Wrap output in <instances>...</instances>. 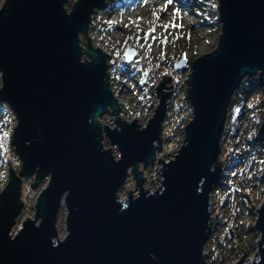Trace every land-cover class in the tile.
Listing matches in <instances>:
<instances>
[{
  "label": "water",
  "instance_id": "obj_1",
  "mask_svg": "<svg viewBox=\"0 0 264 264\" xmlns=\"http://www.w3.org/2000/svg\"><path fill=\"white\" fill-rule=\"evenodd\" d=\"M70 1L5 0L0 8V105L16 116L11 144L22 164L19 172L10 168L0 193V264H202L213 234L211 197L222 178L230 105L247 78L257 77L264 90V0H218L217 49L191 65L185 100L193 119L175 159H159L162 182L153 192L140 167L153 168L155 143L162 145L172 79L166 76L156 89L160 104L146 128L120 117L116 128L103 126L100 118L120 111L109 56L89 39L83 46L81 38L97 10L113 0H77L69 10ZM85 54L90 60L83 62ZM136 55L127 48L126 63ZM175 68L186 71L189 61ZM105 139L120 158L104 148ZM256 141L264 142V121ZM130 176L138 194L130 190L122 199ZM29 177L34 189L48 183L34 217L13 236ZM62 208L63 238L57 226ZM255 214L259 239L248 264H264V198ZM245 256L236 264H247Z\"/></svg>",
  "mask_w": 264,
  "mask_h": 264
},
{
  "label": "rangeland",
  "instance_id": "obj_2",
  "mask_svg": "<svg viewBox=\"0 0 264 264\" xmlns=\"http://www.w3.org/2000/svg\"><path fill=\"white\" fill-rule=\"evenodd\" d=\"M5 0H0V8ZM77 0H71L67 7L71 10ZM135 5H142L139 15L130 16L126 19V35L117 43L116 56L124 57L128 47H133L138 52L147 50L136 45L134 40L128 37L137 34V26L134 21H139L140 35L149 30L150 24L155 21L153 12L160 16L158 24H169L175 22L178 27L173 30L169 28L167 32L163 27H157L154 33L157 37L167 36L169 43L165 47L157 39L152 43L150 51L160 60L176 65L181 59L189 61V68L182 71L187 79L191 73L192 63L203 55H207L217 49L218 40L221 35V22L218 15V0H173L166 12L160 11L167 0H132ZM128 5V6H129ZM124 8V7H123ZM111 9L114 8L113 1ZM113 11V12H115ZM179 12V16H176ZM111 14H102L95 20L96 31L101 30V38L96 41L89 37L95 48L103 49L105 42L108 44L110 39L106 38L104 31L112 30L115 23H110ZM142 18V20H141ZM183 27H179V25ZM179 36L180 39H176ZM83 38V45L87 47L88 39ZM101 39L102 43L97 40ZM114 42V41H113ZM140 43H145L143 39ZM105 49V48H104ZM166 52L164 59H161V52ZM119 54V55H118ZM88 58V57H87ZM90 60V58H88ZM86 59V60H88ZM116 73L111 74V84L117 96L120 95V77L124 75L123 82L133 77L137 70L124 63L115 64ZM143 82V81H141ZM257 77L247 78L234 94L229 108V115L225 127V134L222 139V152L220 161L222 162V178L215 187L211 197V223L213 234L205 246V258L202 264H236L245 255V263H249L255 258L259 235L254 229L257 215L255 214L264 198V142H257L256 137L264 121V90L259 87ZM133 86L135 94H124L131 105L146 101L149 90ZM149 85V84H148ZM138 99L142 100L139 101ZM17 124L15 114L10 107L0 105V193L9 184L10 168L19 172L21 162L16 155L15 148L11 144L14 128ZM7 133V136L5 135ZM10 163V164H9ZM11 165V166H10ZM145 170V166L141 165ZM148 183L145 188L153 185L152 177L147 170ZM32 177L25 178L23 181V200L26 198V191L32 194L29 202H25L24 210L18 218L12 231L15 236L21 227L22 221L35 215V205L39 194L46 188L48 179L43 180L37 188H32ZM136 194L138 188L135 187L133 179H129L120 192V197L124 199L128 191ZM25 194V195H24ZM66 214L62 208L58 218V231L61 238L66 235Z\"/></svg>",
  "mask_w": 264,
  "mask_h": 264
},
{
  "label": "built area",
  "instance_id": "obj_3",
  "mask_svg": "<svg viewBox=\"0 0 264 264\" xmlns=\"http://www.w3.org/2000/svg\"><path fill=\"white\" fill-rule=\"evenodd\" d=\"M111 3L110 2L106 8L102 10H97L98 14L92 16V21L90 24L89 33L87 35V39L89 37L93 38L95 41L97 38H101V30L95 29V20L102 14L106 17V14L110 13L111 15L109 21L110 23H115L114 21H117V26L114 24H111L114 26V28L110 31L106 30L104 31L107 35L104 39H110L108 41V44L105 42L103 46V49H101L104 53H106L108 58V64L110 67L109 74L110 79L109 83L111 85V88L113 90V85L111 84V74L116 73L115 64L121 62L124 64H127L124 57H118L116 54L117 51V43L115 39H117L119 42L121 41L123 35H126V28L127 23L126 19H128L130 16H134L136 14L139 15V13L142 10V5H129L126 7H122L118 10L111 9ZM115 11V12H113ZM97 40L98 42L102 43V40ZM114 41V42H113ZM105 48V49H104ZM100 49V48H99ZM88 56L85 54L83 56V61H86ZM89 60V59H88ZM133 67L137 70V73L131 77L128 78V81L123 82L124 80V73L119 80V87H121L120 95L117 96L114 92L115 98L118 101L120 111L119 113H115V116H112L111 113L112 110H110V113L105 115L104 117L100 118L101 123H103V126H107L110 128H116V119L117 117L123 118L127 123L131 124L135 120H137V123L141 127V129L146 128L150 120L155 116L156 114V105L160 104V96L156 94V89L161 84V81L164 80L166 76L170 77L172 79L171 84H166L167 88H170L173 85V93L171 96V100L168 99L166 101V104H169V106L166 108V117L165 120L162 123V131H161V138L163 139L162 145L160 146L158 143H155V147H158L156 149V161L154 164V167L152 166L146 168L145 170H141L144 172V177L146 178L147 183L148 177L146 175L147 170H149V174L152 177L153 185H151L147 190L149 192L155 191L157 188L161 186L162 182V168L163 163L159 162V159L162 158L165 163H170V161L175 159V156L178 154V151L181 149V147L184 144L185 140V127L190 123V121L193 119V107L190 103V101L185 100L187 98L188 92H189V85H188V79L185 76V74L181 70H176L175 66L160 60L156 55L151 53L148 50H143L141 52H138L136 57L133 59V62L131 64H127ZM147 73V75H145ZM127 76V75H126ZM144 76H146V80L144 81ZM128 77V76H127ZM143 81V82H141ZM129 83H132L133 85H136L137 88H145L149 90V96L146 101L142 102V100L138 99L142 102V105L134 104L131 105L130 101H128L125 98L124 94H135L132 85H129ZM149 84V85H148ZM8 107L7 105H5ZM103 145L105 149H112V152L117 158H120V151L116 146H113L108 140L103 141ZM159 172V173H158ZM132 173V170H130V174ZM133 176H130L129 179H132ZM128 179V180H129ZM146 185V183H145ZM136 187V185H135ZM137 188V187H136ZM138 194V190L135 191Z\"/></svg>",
  "mask_w": 264,
  "mask_h": 264
},
{
  "label": "snow or ice",
  "instance_id": "obj_4",
  "mask_svg": "<svg viewBox=\"0 0 264 264\" xmlns=\"http://www.w3.org/2000/svg\"><path fill=\"white\" fill-rule=\"evenodd\" d=\"M172 3H173V0H167V3L164 5V7L160 11L166 12L168 10V6L171 5ZM175 15L179 16V12H176ZM153 16L155 18V21L160 20V16L157 15L155 12H153ZM141 20H142V18H141ZM155 21L150 24L149 30L146 33H143L142 36L140 35L139 21H134L133 23H135L137 26V34L135 36L128 37V39L134 40L136 42V45L140 48L146 47L148 51L152 50V43H148L149 39H151L153 43H155L157 39H160V42L163 45H165V47H166L167 44L169 43L167 36H164L162 38L155 36L154 33L156 31V28L157 27H163L165 29V31L167 32V30L169 28H172L173 30H175L178 27V25L174 21L169 23V24H158ZM179 27L182 28L183 25L181 24V25H179ZM141 39H143L145 43L141 44L140 43ZM176 39L178 40V39H180V37L177 36ZM165 56H166V52L162 51L160 58L164 59ZM145 75H147V73H145ZM5 135L7 136V133Z\"/></svg>",
  "mask_w": 264,
  "mask_h": 264
},
{
  "label": "trees",
  "instance_id": "obj_5",
  "mask_svg": "<svg viewBox=\"0 0 264 264\" xmlns=\"http://www.w3.org/2000/svg\"><path fill=\"white\" fill-rule=\"evenodd\" d=\"M133 3L132 0H113V7L114 8H122V7H126L128 6L129 4ZM70 10V9H69ZM83 39V38H81ZM220 166V164H218ZM10 180V179H9ZM30 181H32V179H30ZM25 195V194H24ZM32 197V194H29L28 193V189L26 191V198L25 199V202H29L30 198Z\"/></svg>",
  "mask_w": 264,
  "mask_h": 264
},
{
  "label": "clouds",
  "instance_id": "obj_6",
  "mask_svg": "<svg viewBox=\"0 0 264 264\" xmlns=\"http://www.w3.org/2000/svg\"><path fill=\"white\" fill-rule=\"evenodd\" d=\"M83 37V36H82ZM84 37H86V36H84ZM82 40V45H83V39H81ZM84 46V45H83ZM128 48H133V47H128ZM126 52V51H125ZM137 53H138V50H137ZM84 62V61H83ZM128 64V63H127ZM182 71V70H181ZM3 73L2 72H0V78H2L3 77ZM110 75V74H109ZM4 105H7V104H4ZM8 106V105H7ZM9 107V106H8ZM100 120V119H99ZM141 168V167H140ZM127 207V205H125V208ZM124 209H121V211H123Z\"/></svg>",
  "mask_w": 264,
  "mask_h": 264
}]
</instances>
